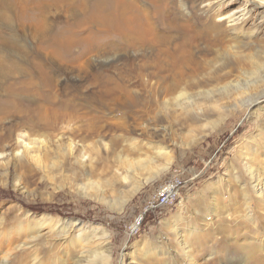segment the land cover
<instances>
[{
	"label": "rangeland",
	"instance_id": "obj_1",
	"mask_svg": "<svg viewBox=\"0 0 264 264\" xmlns=\"http://www.w3.org/2000/svg\"><path fill=\"white\" fill-rule=\"evenodd\" d=\"M22 2L24 11L36 13L78 6ZM140 3L162 11L153 17L160 34H168L167 19L174 16L189 29L216 26L241 52L264 50V9L251 0H160L157 8ZM16 6L0 0V56L38 58L37 42L30 40L34 27L17 21ZM231 13H238L237 25L216 22ZM149 48L129 55L142 60ZM118 55L114 64L122 67L129 55ZM99 61L96 73L111 65ZM57 63L49 65L61 80L59 96L75 95L69 111L78 117L55 130L33 131L24 127L21 112L34 100L24 95L18 112L0 124V264H264V191H257L264 185L255 187L249 175L250 166L264 181V70L244 84L248 77L221 60L225 72L232 67L223 83L234 79L240 87L222 91L221 84L210 94L205 91L212 86L203 87V93L190 92L192 102L160 106L150 94L134 91L130 107L102 103L95 86L75 92L68 77L81 74L82 83H90L94 76L76 68L69 76ZM220 64L210 69L213 76L221 74ZM251 98L259 100L248 107ZM23 141L47 167L27 152L11 153L22 151ZM167 182L176 184V194L155 206Z\"/></svg>",
	"mask_w": 264,
	"mask_h": 264
},
{
	"label": "bare ground",
	"instance_id": "obj_2",
	"mask_svg": "<svg viewBox=\"0 0 264 264\" xmlns=\"http://www.w3.org/2000/svg\"><path fill=\"white\" fill-rule=\"evenodd\" d=\"M144 1L157 8L160 0ZM14 2L18 5L14 11L17 21L22 26L28 24L35 29H31L30 40L37 42L35 46L40 57L28 59L23 56V58L6 59L5 56H0V124L5 117L18 112L20 107L18 98L24 95L33 96L34 104L25 107L26 109L21 112V116L25 117L24 127H29L33 131L55 130L60 123L71 122L78 117L69 111L73 107L72 100L75 95L66 99L59 96L61 80L52 74L55 68L49 65L50 62H58L59 68L64 67L63 71L65 70L69 76L73 68L85 70L86 73L94 76L90 79V83H82L84 77L81 74L68 77L75 84V87L70 85L75 88V92L77 89L95 86L102 103L113 104L114 101L130 107L135 104L134 91L150 94L155 98L157 106H160V103H168L169 100L183 104L190 101V92L193 94V91L202 90L203 87L212 86L205 91L206 94L215 92L214 88L218 85L220 87L221 84L224 85L220 89L222 91L240 87L239 84L242 82L238 80L231 83L234 79L223 83L227 79L226 73H232V67L236 71L239 69L240 74L248 77L244 84L250 82L249 76L252 78L253 75L264 70V50L258 49L255 53L241 52L242 50L237 49L238 46L223 40V32L217 31L216 26H211L207 31L195 29L197 26L189 29L191 27L183 22L177 24L173 16V20L167 19L169 23L167 30H170L168 34H160L158 32L160 30L154 26L153 17L160 18L162 11L144 9L140 0H80V2L53 0L49 7L54 4L59 10H62V5L68 2L71 5L77 3L78 6L69 11H41V13L24 11L21 6L24 2L22 0H14ZM251 2L264 9V0H251ZM248 10L245 9L242 14L247 15ZM216 12L218 11H214ZM237 19L238 13H231L220 15L216 22H232L230 26H235L238 24ZM180 29L181 35L173 33V31L179 32ZM203 43L204 50L201 48ZM147 47L152 48L151 55L143 54L144 58L141 60L139 51L143 52ZM23 49H27L26 46H23ZM131 51L139 55L131 59L129 55ZM210 52H213V57H208ZM23 53L26 51L23 50ZM120 53L126 55L125 57L129 55L124 58L126 62L122 67L114 64L115 61L121 60V56L118 55ZM109 55L111 56L107 57ZM199 56L201 60L197 59ZM99 60H105L111 65L107 69H102L103 72L96 73L94 69L97 65L99 67ZM221 60H225L228 64L233 63L230 71L225 72L227 66L220 64ZM219 64L222 65L219 69L221 74L213 76L210 69ZM237 78L242 79L239 74ZM132 80L135 89L131 87ZM201 90L199 92L203 93ZM258 100L251 98L247 106H252ZM37 101L42 104L37 105ZM147 133L159 135L157 129L154 133ZM23 147L22 151L15 152L12 149L11 153L27 152L32 162L44 169L46 165L42 157L40 158L38 153L31 156L36 150L32 152L34 146L31 142L23 141ZM27 171L32 170L28 168ZM249 175L255 187L264 185L263 179L250 166ZM262 187L257 190L259 193H263ZM186 246L187 244L184 247Z\"/></svg>",
	"mask_w": 264,
	"mask_h": 264
},
{
	"label": "built area",
	"instance_id": "obj_3",
	"mask_svg": "<svg viewBox=\"0 0 264 264\" xmlns=\"http://www.w3.org/2000/svg\"><path fill=\"white\" fill-rule=\"evenodd\" d=\"M176 194V184L173 182H167L158 193L155 206H162L168 204Z\"/></svg>",
	"mask_w": 264,
	"mask_h": 264
}]
</instances>
